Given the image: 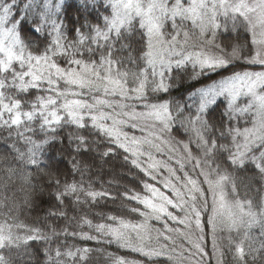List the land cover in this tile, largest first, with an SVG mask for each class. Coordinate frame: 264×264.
<instances>
[{"label":"snow or ice","instance_id":"snow-or-ice-1","mask_svg":"<svg viewBox=\"0 0 264 264\" xmlns=\"http://www.w3.org/2000/svg\"><path fill=\"white\" fill-rule=\"evenodd\" d=\"M0 264H264V0H0Z\"/></svg>","mask_w":264,"mask_h":264},{"label":"trees","instance_id":"trees-1","mask_svg":"<svg viewBox=\"0 0 264 264\" xmlns=\"http://www.w3.org/2000/svg\"><path fill=\"white\" fill-rule=\"evenodd\" d=\"M244 33L240 34V38L239 40H234V39H227L226 37H220L221 41L227 44H233V43H245V39H244ZM250 69H260L258 66L255 68H250ZM237 71L241 70V68L237 67L236 69ZM200 69L197 66L195 69L192 68V66L189 64L187 66V68L185 70H181L180 75L177 77L178 79V83L179 86L175 87L171 90L170 94H161L164 96L165 99H175L178 101H183L185 99H187V97L189 96V94L193 91H196V89L201 88L206 86L207 84L212 83L214 80H219L222 78V76L224 75H230V72L224 71V70H217L216 72H206L204 75L200 76L199 78L193 79L192 78V74L194 72H199ZM175 75V73H174ZM225 104L221 103L217 108H215V110L212 113V118L213 119H217L220 116V113L222 111H224L225 108ZM241 123H243V120L241 121ZM177 127H179V125H177ZM173 135H176L177 139H186L187 137H185L182 132L180 135H177L176 132H173ZM62 165L64 167L62 168H66L67 165L62 161L60 162L59 166ZM61 167V166H60ZM118 167V165H117ZM105 178H107V169L105 172ZM35 182V181H33ZM123 183H130V181L126 178L124 181H122ZM22 181L20 180H16L14 181L13 185H12V191H14L16 193V196L18 198L23 196V192H21L20 186H21ZM9 195H11V192L9 193ZM249 195L251 197H255L256 193L253 192H249ZM33 198H34V207L31 208L28 213H26L29 216H42L44 211L49 207V202H50V195L47 191H45L43 194H40L38 192L33 193ZM109 208H113L115 207V205H108ZM78 243H87V244H91L92 246L94 245V242H80L78 241ZM108 251H111L113 253H116L117 255H124V256H128L129 258H133L135 256V254H130L128 253L125 249H120L118 248L115 244L108 246Z\"/></svg>","mask_w":264,"mask_h":264},{"label":"rangeland","instance_id":"rangeland-1","mask_svg":"<svg viewBox=\"0 0 264 264\" xmlns=\"http://www.w3.org/2000/svg\"><path fill=\"white\" fill-rule=\"evenodd\" d=\"M249 70H261V69H249ZM60 166H61V168L64 167V166H62V165H60Z\"/></svg>","mask_w":264,"mask_h":264}]
</instances>
